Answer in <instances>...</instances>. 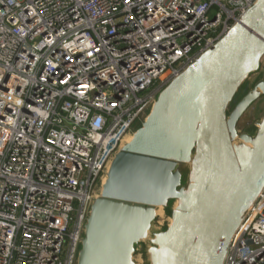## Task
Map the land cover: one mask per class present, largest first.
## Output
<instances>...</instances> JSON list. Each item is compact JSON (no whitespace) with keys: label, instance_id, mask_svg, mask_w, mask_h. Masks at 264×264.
Segmentation results:
<instances>
[{"label":"built area","instance_id":"built-area-1","mask_svg":"<svg viewBox=\"0 0 264 264\" xmlns=\"http://www.w3.org/2000/svg\"><path fill=\"white\" fill-rule=\"evenodd\" d=\"M256 1L0 0V264H75L123 138ZM224 264H264V190Z\"/></svg>","mask_w":264,"mask_h":264},{"label":"water","instance_id":"water-1","mask_svg":"<svg viewBox=\"0 0 264 264\" xmlns=\"http://www.w3.org/2000/svg\"><path fill=\"white\" fill-rule=\"evenodd\" d=\"M263 57L264 0H257L213 48L155 94L128 133L132 142L115 151L86 215L77 264H136L135 246L151 237L157 206L178 199L173 223L151 239L152 264H224L264 190V116L254 135L238 128L264 96V79L231 108ZM237 138L245 144L236 145Z\"/></svg>","mask_w":264,"mask_h":264},{"label":"rangeland","instance_id":"rangeland-1","mask_svg":"<svg viewBox=\"0 0 264 264\" xmlns=\"http://www.w3.org/2000/svg\"><path fill=\"white\" fill-rule=\"evenodd\" d=\"M260 79H264V57L261 61V65L259 70H257L256 72L252 73L249 78L243 83V85L240 87L235 100L233 101L231 108L233 110V108L235 107V105L246 95L248 94L250 91H252V89L254 88L255 84L257 81H259ZM231 110V111H232ZM264 116V96L260 97L249 109L248 111L243 115V117L241 118V121L239 122L238 128L239 130H241L242 132H247L249 134H253L255 133V129H256V123L257 121H259L260 119H262V117ZM132 134L130 133V135L127 134V137L124 141V146L126 145V140L128 139V137H132ZM244 141L241 140L240 138H237V140L235 141L236 145H244L243 144ZM188 172L190 170V166L187 168ZM101 194V182L100 180L98 181L97 185L94 186L93 190H92V198L91 201L89 202L88 206H87V213L86 215H88L92 203L94 202V199L97 198L98 196H100ZM177 203V200H175L172 203V206L175 208V204ZM172 206L168 207V208H160L161 210V214L158 215V217L156 218L155 222H154V226H153V233L151 235V237L149 239H143L141 241H139V243L135 246V252L133 254V260L136 262V264H152L151 262V255L149 252V249L151 248V246H153V243L151 242V239L154 236V233L157 232H162L165 231L171 220L172 219ZM151 233H149L150 235ZM75 264H77V259Z\"/></svg>","mask_w":264,"mask_h":264},{"label":"bare ground","instance_id":"bare-ground-1","mask_svg":"<svg viewBox=\"0 0 264 264\" xmlns=\"http://www.w3.org/2000/svg\"><path fill=\"white\" fill-rule=\"evenodd\" d=\"M126 137H127V135L123 138V140H122V146H124V141H125V139H126ZM134 139V136H132L131 138L130 137H128V139L126 140V144H128V143H130V142H132V140ZM204 140V139H203ZM244 144V143H243ZM204 144H203V141L201 142V143H199L197 146H198V151H200V153L202 152V146H203ZM111 163H112V161L109 163V166H108V168H110V165H111ZM192 163V162H191ZM106 181H107V176L106 177H104V179H103V184H105L106 183ZM181 205V200L180 199H178L177 200V203L175 204V210L176 211H178L179 209V206ZM160 208H163V206H157V208H156V213H157V215H160L162 212H161V210H160ZM171 220V222H170V224H172L173 223V218L172 219H170ZM151 232V231H150Z\"/></svg>","mask_w":264,"mask_h":264}]
</instances>
